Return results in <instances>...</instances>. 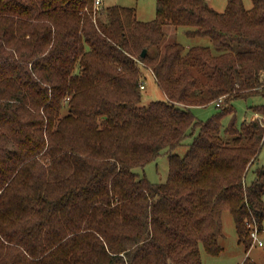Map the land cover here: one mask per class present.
I'll return each mask as SVG.
<instances>
[{"label":"trees","instance_id":"trees-1","mask_svg":"<svg viewBox=\"0 0 264 264\" xmlns=\"http://www.w3.org/2000/svg\"><path fill=\"white\" fill-rule=\"evenodd\" d=\"M166 25L211 44L162 47ZM145 67L166 99L143 103ZM255 96L264 0H157L150 22L94 0H0V264H203L201 247L223 251L226 211L249 251L264 127H238L232 102ZM209 103L218 113L198 120L191 107ZM163 153L166 182L135 171Z\"/></svg>","mask_w":264,"mask_h":264},{"label":"rangeland","instance_id":"rangeland-1","mask_svg":"<svg viewBox=\"0 0 264 264\" xmlns=\"http://www.w3.org/2000/svg\"><path fill=\"white\" fill-rule=\"evenodd\" d=\"M211 8L215 11L223 12L227 7L228 0H206ZM244 6L249 9L252 7V0H243ZM102 6H121L134 8L136 17L143 22H150L155 19L157 11V0H104ZM96 9V8H95ZM184 28H176L171 25L164 27L165 38L162 42V47L167 43H172L175 40L181 42L186 47L192 45H210L211 42L208 38L197 37L189 38L185 34ZM143 66V65H142ZM144 81L145 88L141 91L143 93V103H149L156 99H166L164 91L159 87L156 78L152 74L149 68H144ZM153 76V78L151 77ZM235 107L236 125L241 127L246 119L251 120L253 113L259 117V122L264 127V109L258 108L253 112L251 107L255 105H264V96H255L249 99H237L232 102ZM192 112L200 121H207L211 116L218 113L216 103H209L206 105H195L191 107ZM67 110H63L62 115H65ZM233 114H226L223 117L222 124L223 130H225L233 120ZM193 141L192 137H189L186 141V146H182L176 150V153L183 155L187 151V144ZM264 166V144L257 161L251 166L246 178L245 183L250 185L255 177V172L258 168ZM140 175L146 176V178L152 183H164L169 176V157L163 153L157 159L149 162L144 167L135 169ZM223 222V237L220 239V244L223 251L218 256L209 255L203 247H201V256L203 264H239L246 258L256 262L257 264H264V246H254L251 243L249 251L246 247L238 242V235L234 223L233 216L230 212L226 211L222 215ZM264 240V233L262 235Z\"/></svg>","mask_w":264,"mask_h":264},{"label":"built area","instance_id":"built-area-1","mask_svg":"<svg viewBox=\"0 0 264 264\" xmlns=\"http://www.w3.org/2000/svg\"><path fill=\"white\" fill-rule=\"evenodd\" d=\"M104 0H94V7L98 8L100 6L103 5ZM142 89L145 88V85L143 83H141L140 86ZM247 226L249 229V234H250V238H251V242L253 247L254 246H259V247H263L264 246V240L262 239V235L264 233V229H260V227L258 226V224H256L255 222H247Z\"/></svg>","mask_w":264,"mask_h":264},{"label":"water","instance_id":"water-1","mask_svg":"<svg viewBox=\"0 0 264 264\" xmlns=\"http://www.w3.org/2000/svg\"><path fill=\"white\" fill-rule=\"evenodd\" d=\"M147 52H148L147 49H144L143 52H142V54H141V56L142 57H145L147 55Z\"/></svg>","mask_w":264,"mask_h":264},{"label":"crops","instance_id":"crops-1","mask_svg":"<svg viewBox=\"0 0 264 264\" xmlns=\"http://www.w3.org/2000/svg\"><path fill=\"white\" fill-rule=\"evenodd\" d=\"M152 78H153V76H151ZM254 115H253V117H252V119H258L259 117H258V115L257 114H255V113H253ZM242 263V262H241ZM241 263H239V264H241Z\"/></svg>","mask_w":264,"mask_h":264}]
</instances>
